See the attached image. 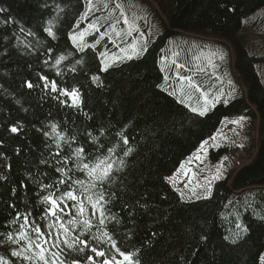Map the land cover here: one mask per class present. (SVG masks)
Wrapping results in <instances>:
<instances>
[{"label": "trees", "instance_id": "obj_1", "mask_svg": "<svg viewBox=\"0 0 264 264\" xmlns=\"http://www.w3.org/2000/svg\"><path fill=\"white\" fill-rule=\"evenodd\" d=\"M94 3L93 12L81 19L86 0H0L4 10L0 11V264H43L35 257L12 255L20 251L33 256L39 252L37 243L46 257L57 252L66 264L73 260L92 264L88 256L96 264L113 256L121 260L112 241L120 251L132 254L133 264H262L264 0ZM117 3L120 9L115 8ZM121 11L144 33L136 35L146 51L102 71L100 46L80 51L69 35L96 23L100 31L93 33L97 37L104 33L103 44L113 51L128 30ZM112 25L122 28L119 38ZM49 27L52 36L45 31ZM195 37L223 40L231 54L223 44L224 52H217L221 44ZM60 56L66 58L57 64ZM173 60L184 67L177 68ZM177 73L193 77L210 99L222 92L221 101L228 103H217L205 116L193 113L188 105L198 106L199 94L187 100ZM41 77L47 78V87ZM29 82L33 87L27 86ZM73 88L80 93L78 106L61 94ZM240 117H246L244 127L230 122ZM226 125L238 133L226 131L209 149V156H218L223 163L220 178L210 183L211 195L182 198L169 177L203 140ZM235 150L252 157L233 171L230 159ZM106 157L113 163L110 179L95 181L96 187L90 188L93 178L83 163L91 168ZM68 191L83 201V214L78 212V201L64 196ZM49 193L63 200L59 220L46 211L51 205L42 202ZM98 193L104 196L103 225L99 207L93 215L87 199L95 200ZM85 219L91 221L90 229L83 225ZM60 223L69 229L67 236ZM37 227L42 236L34 231ZM22 232L25 239L20 238ZM76 236L107 256L96 257L89 248L79 251L83 245L67 249L64 239Z\"/></svg>", "mask_w": 264, "mask_h": 264}, {"label": "snow or ice", "instance_id": "obj_2", "mask_svg": "<svg viewBox=\"0 0 264 264\" xmlns=\"http://www.w3.org/2000/svg\"><path fill=\"white\" fill-rule=\"evenodd\" d=\"M103 7L107 8L108 4L104 3ZM95 8H96V4L94 3V0H86L85 11L83 13H81V19H86L89 16V14L93 12V10ZM115 8L120 9L121 5L119 3H117L115 5ZM0 11H4V10L0 9ZM120 16L123 19V23L128 26V30H127L126 33H124V35L131 36L133 32H139V29L136 26L134 20H130L129 17L124 14L123 11H121ZM105 19H107V17H105ZM117 23H119V20L117 21ZM78 26H79V24L76 25V27H78ZM111 27H113V29H115V25H112ZM89 28L90 29H94L96 32L100 31V29L97 27L96 23H90L89 24ZM21 30L23 31V29H21ZM45 31H47L50 36L54 35V33L52 32V29L50 27L45 29ZM139 35L141 37H143L144 33L143 32H139ZM84 36H85L84 32H80L78 34H70V38L74 42H76L77 40L83 41ZM104 36H105V34L102 33L101 36H100V39L96 40L95 43L99 44L100 40L104 39ZM116 36L119 38L121 36V33L120 32H116ZM111 43L115 44L116 41L115 40H111ZM77 47H78V49L80 51H83L84 48L95 47V45H91L90 46L88 44L79 43V44H77ZM128 48H130L132 50V53L135 54V55H139L142 51H146V48H144V47L138 48L136 43L129 44ZM127 50H128L127 48H122L121 49L122 52H127ZM101 55L105 56L106 54L105 53H101ZM173 55H177V54L174 53ZM65 58L66 57H64V56H60L59 59H57L56 63L59 64ZM125 58L131 59L132 57L131 56L113 57L112 59L115 61V60H122V59H125ZM77 63H81V61H77ZM172 63L177 68H183L184 67L183 64H177L175 60H173ZM110 66H111L110 64H108L106 62H103V67H102L101 70L102 71H107ZM200 71L203 72L204 70L200 69ZM177 77H178L179 81H181V84H180L181 94L184 97H186L187 100L191 101V100H193V97L196 96V94H199V96L197 97V105L198 106L192 107L191 104L188 105L190 107V110L193 113H197L200 116H205L208 113V111L210 110V107L214 108L217 103H221V102L224 103V104L228 103L227 99H224L223 101H221V96L223 95L222 92L220 94H218L217 96H215L214 98L210 99L207 90L202 89L201 85L199 83H197L193 79V77L180 75L179 73H177ZM41 79L45 81V87H47L48 86L47 78L46 77H41ZM92 79L95 82V81H98L99 78L94 76ZM27 86L29 88L33 87V85L30 82L27 84ZM51 88H52L53 91L57 90V85H56V83L54 81L51 82ZM61 94L65 95V96H69L71 98V100H72L73 106H78L79 103L81 102L79 90L76 89V88H73L71 90V92H69L67 90H61ZM201 100L203 101L202 104L200 103ZM180 102L184 103V100L182 99ZM62 103H64V101H62ZM225 119H227V118H225ZM245 119H246V117H240L238 120H233V121H230V122L239 125ZM11 131L14 132V133L17 132V128L16 127H12ZM53 131H55V126H53ZM46 135H47V133H46ZM210 139L215 141L216 137L213 136V137H210ZM124 143L125 144L128 143L127 139H124ZM206 145H208V141L207 140H205V141H203L201 143L200 148L198 149V151L203 150V151L206 152L207 151V148L205 147ZM212 146H215V145L213 144ZM111 151H112V149H109V152H111ZM130 151H131V149L128 150V152H130ZM81 152H83L82 148L81 149H77V155H79ZM128 152H125V155H127ZM195 158L197 160L201 159V157L199 155H196ZM42 163H44V161H42ZM121 163H122V161H121ZM181 167L183 168V165H181ZM82 168H83V170H87V175L89 177L93 178V182L89 185V187L90 188H95L96 187L95 181L104 182V181H107V180L110 179L111 172H112V169H113V163L109 162V158L106 157L104 159H98V162L91 168H89V164L83 163ZM57 171H62V170L61 169H57ZM215 178L219 179L220 176L217 175ZM169 179L172 180L173 178L169 177ZM60 183H65V181L61 180ZM76 183L83 185L84 182L83 181H76ZM44 187L47 188L49 186L48 185H44ZM87 190L88 189H85V191H87ZM192 192L195 195V189H193ZM205 192H206V195H205L204 198H208L211 195V186H210V184L207 187H205ZM64 196H66L67 199H69V200L78 201V203H79L78 212L80 214H83L86 211L85 207L83 206V201L80 200L72 191H68L67 193L64 194ZM197 198H200V197H197ZM87 199L91 202L92 214L93 215L96 214V211H97V209L99 207L100 216H101L100 224L103 225L104 224V219H103L104 211H103L102 206L100 205V202L102 200H104L103 194L102 193H98L95 200H93L91 196H88ZM42 202L51 205V207L48 208L46 211L50 215L56 217L57 220H59L60 217L57 215V213L58 212H62L64 210L62 207H60V205L63 203L62 198L61 197H55L54 198V194L53 193H49L48 195H46V196H44L42 198ZM25 219L27 220V217H25ZM70 223H74V221H70ZM82 223H83V225L86 228H89V229L92 226L91 225V221L88 220V219L83 220ZM22 227H23V225H22ZM59 227L61 229H63V232L67 236V233L69 232V229L67 227H65V225L63 223H60ZM237 227L240 228L241 225L238 224ZM34 231L38 234V236H42L43 235V233L41 232L39 227L35 228ZM245 231H246V229H245ZM83 234L84 233H82L81 235H83ZM102 235L104 237H107V239L109 241L112 240L111 236L107 232H103ZM20 238L21 239H25L26 238L25 233L22 232L20 234ZM94 239H96L98 242H102V241H100L99 237H94ZM8 240L12 241L13 243L16 242V241L13 240L11 235L8 236ZM63 244L69 250H76L77 246L83 245L84 247L78 249L81 252L84 251V248H89L88 241L84 240V239H81L79 236L73 237V239L71 241H69L67 238H65L64 241H63ZM54 246L55 247H59V245H54ZM31 247H32V244L29 243L28 250H30ZM35 247L37 249H39V252L34 254L33 256L24 255V253L20 252V251H13L12 255L13 256H17V257H20V256L23 255V258L25 260H32L35 257V258H38L39 260H41L43 262V264H66V262L64 260H60L59 259V253L52 252L51 253V259H49L48 257H46V255H45L46 250L42 247L41 244L37 243V244H35ZM112 247L119 254V256L122 257V259L121 260H117L116 257L113 256L111 258L103 259L102 264H133L132 254L120 251V249L116 247V244H115L114 241H112ZM89 250L91 252H93L96 257H106L107 256L106 252L104 250L98 248V247L92 246V247L89 248ZM87 261H91L92 264H96V262H95V260H94V258L92 256H88L87 257ZM261 262H262V264H264V256L261 257ZM72 264H80V261L79 260H73Z\"/></svg>", "mask_w": 264, "mask_h": 264}, {"label": "rangeland", "instance_id": "obj_3", "mask_svg": "<svg viewBox=\"0 0 264 264\" xmlns=\"http://www.w3.org/2000/svg\"><path fill=\"white\" fill-rule=\"evenodd\" d=\"M145 1H149L150 0H145ZM259 12V11H257ZM255 12V13H257ZM264 12V10H261L260 13ZM254 13V14H255ZM257 22V20H256ZM252 22L250 21V24ZM261 23L264 24V21H262ZM98 27V26H97ZM251 29H253V27L250 26ZM255 28L257 30H259V28L261 29V26L258 28V26H255ZM111 29L114 32V34L116 35V32H120L122 34L123 30L118 29L117 27H115V29H113V27H111ZM95 30L94 29H90L89 28V24L82 28V29H78L70 34H78L80 32H84L85 36L83 41H79L77 40L76 42H74L69 35V39L71 41L72 44L77 45L79 43H84V44H91V45H95V47L100 46L101 48V52L98 54L99 58H100V65L101 68L103 67V62H106L108 64H113L114 62H117L119 60H113V57H126V56H134L135 54L132 53V50L130 48H128V45L131 43H136L138 48L142 47V38L138 35H136L137 32H133L132 35L130 36H126L124 35V33L127 32V29L124 31L123 33V40L117 42V47L115 50L113 51H109L107 48H105L104 44H103V40H100L99 44H96L95 40L96 38L100 39V37H97L95 33H93ZM90 33V36H88V34ZM247 33L250 34L251 30L249 28H247ZM261 34V33H259ZM91 35H93V39L91 37ZM193 36V35H191ZM198 39H203L206 40L208 42H214V43H219L221 44V46L219 45V47L217 49V52L222 51L224 52V47H222V44L227 46V49L229 51V53L231 54V48L229 45H227L226 42H224L223 40H219V39H211V38H200V37H195ZM122 48H127V52H122L121 49ZM215 48V49H216ZM101 53H105V56H102ZM142 53V52H141ZM136 56V55H135ZM237 125V124H236ZM245 122H241L238 126H242L244 127ZM255 126H256V121H255ZM233 126H228L226 125L219 133H214L211 137H216L215 141L211 140L210 137L205 139L208 141V145H206L205 147L207 148V151H203L200 150L198 151L199 147L195 150V152L190 155L185 161L182 162L181 165H183V168L180 167L172 174V183L175 186V188H177V190L180 192V195L182 196V198L184 199H195L197 197L200 196H205L206 192L203 193L201 191H204L205 188V184H210L213 183V181L216 179L215 177L217 175L220 176V173L222 172V168H223V163L221 162V158H219L218 156H216V158H211L209 156V149L210 147L214 144L216 146V141L219 137H221L222 134L226 133V131H229L230 133H232L233 135L235 133H238V130L235 131L236 129H232ZM248 136H250V134L248 133ZM252 137V136H250ZM253 138H251L252 140ZM215 146H212L213 148ZM256 147V137L253 139V147ZM196 155H199L201 157V159L197 160L195 157ZM251 155H252V151H251ZM252 156H249L248 154H245L244 152L240 151V150H235L233 152V156L231 157V169L233 171L238 170L239 168H241L242 166L246 165ZM219 170V171H218ZM206 187V186H205ZM195 189V195L193 194L192 190ZM117 260H120L119 258L116 257Z\"/></svg>", "mask_w": 264, "mask_h": 264}]
</instances>
